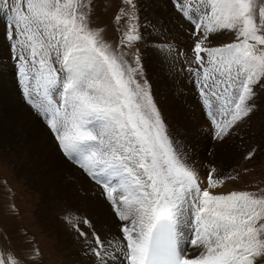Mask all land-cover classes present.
Listing matches in <instances>:
<instances>
[{"label":"rangeland","instance_id":"obj_1","mask_svg":"<svg viewBox=\"0 0 264 264\" xmlns=\"http://www.w3.org/2000/svg\"><path fill=\"white\" fill-rule=\"evenodd\" d=\"M13 14L36 72L23 86L5 47ZM0 15V264H68L57 233L42 222L44 206L71 234L63 235L67 245L87 241L61 202L70 177L82 224L108 240L110 215L118 220L125 208L134 218L153 215L164 197L158 181L183 190L194 206L201 198L194 164L216 168L219 182L237 189L221 194L216 208L199 204L221 219H214L219 253L236 256L235 264H264V0H9ZM189 69L199 72L195 86ZM98 124L106 131L99 143ZM79 125L86 138L73 129ZM63 135L81 140L84 154ZM60 142L85 170L91 163L102 179L113 178L119 166L123 176L108 179L104 191L66 159ZM138 231H129L138 237L129 254L140 252Z\"/></svg>","mask_w":264,"mask_h":264},{"label":"bare ground","instance_id":"obj_2","mask_svg":"<svg viewBox=\"0 0 264 264\" xmlns=\"http://www.w3.org/2000/svg\"><path fill=\"white\" fill-rule=\"evenodd\" d=\"M85 88H88L87 83H85ZM82 94L84 95V92ZM231 102L232 101H229V103ZM78 127L80 137L86 138L88 132L85 127L82 125H79ZM95 128L98 131L92 134V136L99 143L100 138L106 135V131L103 130L100 133L99 129L101 128V124H98L97 126H95ZM222 139L223 136L221 137V140L216 143L220 144L222 142ZM61 145L63 147H66L67 145H69V143L61 142ZM129 151L130 150H128V152ZM173 157H175V160L179 157V149L176 150V153ZM99 158L101 159L100 153ZM156 164L157 163H155L154 165V173H152L153 176L151 178V180L153 181L157 180L156 175H160L158 174V171H156ZM118 165H121V163H119ZM178 169L184 173L185 169L183 167L179 166ZM194 169H196V171L195 173H192L194 174L192 175V178L195 180L199 187L197 192L194 194V197L197 199V195H201V193L205 191L209 196L208 198H206L205 200L198 198V201L194 206H187L186 204L188 201L183 190H181L180 192L178 190L176 193L173 187L168 189L163 181L161 183L158 181V183H156L157 189H160L161 193H164V197H162L163 199H161L160 202H158L159 199L157 200L158 203L156 204H158V206L156 210L154 208L155 211L153 215H150L151 213H148L145 216L134 218L133 213L131 211H127L126 208L124 209L123 215L118 220L114 216L110 215L107 221V226L109 229L114 230L111 234L109 232L107 233L110 236L108 240H105L103 238L104 234L101 232V228L96 227L92 229L89 227L88 223L82 224L81 200L78 194V187L73 185V179L70 176V179L66 182L65 187L63 188V190H61V202H64L71 213L73 212V214L76 215L80 226L83 228L82 230L80 227V231H84L87 234V241L82 244V246L80 245L71 247L67 245V243H65L63 240V235H67L68 237H70L71 234L68 233L64 224L61 223L60 226V224L54 221V219L51 217L50 210L47 209L48 206H44V211H42L41 213L42 222L50 224L53 227V230L57 233L58 238L61 242V249H63V254L68 258V264H139L140 261L143 262L144 260L150 227L158 217L170 216L174 221L177 231L180 258L192 264H205V262L210 258L221 256V254L219 253L221 247L216 238L218 227L214 220L218 219L219 221H221V219L214 209L216 208L217 203L221 200V194L226 192H234L237 189H234L231 186L227 185L224 181L219 182V180L221 178H224V176H221L220 172H215L216 168L208 167L207 170L203 171L199 164H194ZM189 173H191V171ZM189 178L190 177L185 174V179L182 180H188ZM166 179H173V182L179 181V179L171 176ZM156 186L154 187L156 188ZM210 198H212L211 202L208 201ZM117 203L120 202L115 200L114 205H117ZM199 204H202V206H206V209L209 208V205L215 206V208L213 207V210L211 212L213 215L212 220L211 217L205 215V210H200ZM111 209L118 211V207H111ZM96 219H100V216L97 215ZM136 225H138L137 229H131L132 226L134 227ZM125 227H128V231L124 230L128 233V237L120 232V228L124 229ZM131 230H139L138 233L140 236L138 241L140 242V246L137 247L140 248L139 253H128L129 248L127 242H130V247L132 245L133 236L130 237L129 235V231L131 232ZM136 245L138 244H135V249L133 248V251L136 250ZM87 257H89V261L87 260ZM134 257L135 259H138L134 260ZM235 258L236 256H233L230 260H227L228 264H235Z\"/></svg>","mask_w":264,"mask_h":264},{"label":"snow or ice","instance_id":"obj_3","mask_svg":"<svg viewBox=\"0 0 264 264\" xmlns=\"http://www.w3.org/2000/svg\"><path fill=\"white\" fill-rule=\"evenodd\" d=\"M9 0H0V5L6 6ZM0 19L3 16L0 15ZM20 26V18L18 15H9L7 17L6 28L13 29L11 32H6L5 43L6 50L8 52L9 59L12 61L15 70L17 83L20 86L25 85V83H30L32 79L36 76V72L33 69V62L29 58L28 49L25 46L24 40L21 38V34L16 32L14 29ZM3 63L2 57H0V64ZM199 68V65H197ZM188 76L191 77V82L195 86L198 82L199 72L194 73L191 69L187 71ZM227 253H222L221 256L210 258L205 264H228L226 260ZM135 260V257H134ZM139 264H143L142 261Z\"/></svg>","mask_w":264,"mask_h":264}]
</instances>
